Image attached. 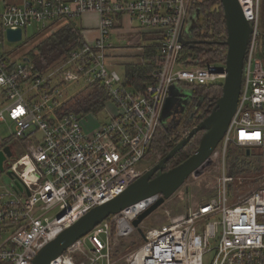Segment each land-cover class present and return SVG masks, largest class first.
I'll return each instance as SVG.
<instances>
[{
    "label": "built area",
    "instance_id": "built-area-1",
    "mask_svg": "<svg viewBox=\"0 0 264 264\" xmlns=\"http://www.w3.org/2000/svg\"><path fill=\"white\" fill-rule=\"evenodd\" d=\"M193 3L195 0H13L0 7V44L8 28H20L23 37L26 25L32 23L40 24L41 32L88 13L96 17L95 27L85 25L78 30L83 47L42 73L27 58L18 62L0 49V132L7 130L8 137L23 140L26 155L34 162L21 172L17 166L25 167L27 156L12 162L10 170L18 180L0 191V264H32L48 241L95 205L122 192L161 158L156 155L151 164L144 165L143 155L155 129L180 126L170 122L169 116L160 121L174 82L200 87L224 79V64L185 67L178 63L184 45L181 39H188L191 32L188 16ZM257 3L250 0L248 8L241 3L252 31L235 112L209 156L208 165L215 164L219 171L213 196L192 201L176 216L165 208L168 221L148 227L143 220L137 225L141 234L132 221L160 194L144 197L100 222L49 264H264V154L263 168L257 174L234 178L225 169L230 144L248 149L249 154L264 149V58L257 41ZM51 28L50 32L56 29ZM120 33L156 37L157 65L141 88L126 83L124 65L134 61L124 51L117 52L139 45H113L111 34ZM118 65L123 66L122 73L116 70ZM96 82L107 94L99 112L101 121L99 113L64 112L70 97ZM72 84L79 88L65 95ZM4 139L0 136L5 145ZM206 166L192 172L161 206L171 198L183 199L184 186ZM247 180L252 186L243 192ZM229 182L239 185L234 187L231 201L227 199ZM140 235L141 243L122 252L128 241L136 243Z\"/></svg>",
    "mask_w": 264,
    "mask_h": 264
},
{
    "label": "water",
    "instance_id": "water-1",
    "mask_svg": "<svg viewBox=\"0 0 264 264\" xmlns=\"http://www.w3.org/2000/svg\"><path fill=\"white\" fill-rule=\"evenodd\" d=\"M220 3L223 10L222 14H224V28H226V37L219 42L226 46V55H224L225 77L222 82L221 95L217 97L209 110L200 115L201 120L192 126L164 157H161L155 164L146 169L122 192L99 205H95L74 223L64 228L55 238L39 249L32 260V264H49L54 258L63 253L68 246L86 236L96 225L109 216L120 212L144 197L160 194L157 201L132 221V226L137 227L142 234L137 225L161 206L166 199L172 197V194L182 186L192 172L209 164V156L222 139L228 127L227 124H229L237 106L246 48L252 31L239 0H220ZM21 37L20 28H8L6 30V38L9 41H20ZM181 42L188 44L192 43L193 40L181 39ZM180 96L181 94L171 86L160 113L161 122L165 121L176 104H180V101H178ZM192 116H194V113ZM179 122L180 119L176 121L175 125H178ZM198 131H204V133L199 139L196 150L178 165L162 171L164 164L185 146ZM248 154L249 150L246 149V155ZM0 157L13 158L9 145H4L1 148Z\"/></svg>",
    "mask_w": 264,
    "mask_h": 264
},
{
    "label": "trees",
    "instance_id": "trees-1",
    "mask_svg": "<svg viewBox=\"0 0 264 264\" xmlns=\"http://www.w3.org/2000/svg\"><path fill=\"white\" fill-rule=\"evenodd\" d=\"M192 9L198 13V22L190 32L188 40L199 41L184 44L178 63L185 67L195 65H206L209 63H225L226 46L220 44L226 37V28L224 21V14L220 0H195ZM258 26H259V55L264 58V0H258ZM56 23V22H55ZM59 27L54 31L45 35L32 48L27 50V55L32 63L34 70L37 72H44L47 69L54 67L61 61L65 60L71 51L81 49L83 43L79 37V26L74 20L68 19L57 22ZM43 31V30H42ZM41 31V32H42ZM38 32L35 36L39 35ZM130 39V44H137L138 40L143 46L142 58L139 62L129 63L124 65V76L126 83L141 88L150 79L151 73L157 65V49L158 43L155 41L156 37L150 35H143ZM211 41V42H208ZM27 59V60H29ZM199 95L204 100L215 101L221 95L222 83H209L201 85ZM107 100V94L104 88L98 82L86 86L70 97L64 105V112H72L79 115L87 113L98 114L103 108L104 101ZM195 115L188 120H180L179 124L192 125L197 124L201 117ZM193 122V123H191ZM176 130L167 129L166 127H158L146 147L144 156L145 160L155 159L156 155L164 157L173 146L181 139L173 133ZM204 131L196 132L190 140L183 146L172 158H170L163 166L162 171L171 169L178 165L186 158H188L198 147L199 139ZM4 143H0V148ZM242 150V153L239 150ZM227 151H236L241 155L246 154V151L241 147L230 144ZM232 170L228 175L233 176ZM241 175L236 174V177ZM243 187V186H242ZM241 187V188H242Z\"/></svg>",
    "mask_w": 264,
    "mask_h": 264
},
{
    "label": "rangeland",
    "instance_id": "rangeland-1",
    "mask_svg": "<svg viewBox=\"0 0 264 264\" xmlns=\"http://www.w3.org/2000/svg\"><path fill=\"white\" fill-rule=\"evenodd\" d=\"M256 0H254V3ZM197 16V12L193 11L188 16V20L192 22ZM75 23L78 26H81L80 18L73 19ZM55 26V28L59 27L58 24L51 25L49 28L43 30L39 35L35 36L38 32H40V24L38 23H32L30 25H26V28L24 29L23 37L20 41L12 42L7 40L6 35H4L2 39V44H0V49L2 48L6 52H10L11 56H13V59H16L18 62L24 61L25 53L27 50L32 48L38 41H40L45 35L50 33L52 30L51 27ZM132 37L131 33H120V34H111L109 41L117 46H124L128 42H130ZM141 41H143V38L141 36ZM27 59H29L27 55ZM30 61V59H29ZM31 62V61H30ZM217 66H222L223 64L220 63H213ZM116 70L119 73H122L123 66H116ZM223 80H220L215 83H222ZM172 86L177 90L178 93L181 94L179 97V101H181V106L178 110V113L181 115V119L185 120L188 117V114L191 112H195V118L199 117L201 114V98L195 96L193 94L194 92V86L191 85H185L182 82H174ZM79 88V84H72L69 85L66 90L64 91L65 95L73 93ZM76 89V90H75ZM97 118L99 121L103 119V114L99 113L97 115ZM193 123V122H191ZM194 124L192 125H182L180 124L179 128L176 129V131L173 133V136L176 135L179 138H181L186 130L190 129ZM8 131L0 132V136L5 138V145H9L10 150L12 152L13 158L9 157H0V191H4L6 188L12 187V183L16 182L17 177H15V173H13L10 170V165L12 162H15L17 159H19L21 156L26 155V143H24L21 139H14L8 137ZM1 151V149H0ZM240 153H242V150H239ZM239 152L236 151H227L225 155V169L226 174L230 173V169L232 170L233 177H236V174L241 176L245 175H252L257 174L260 172L263 168L262 164V156L264 154V149L262 150H252L250 154L241 155ZM25 158V167L22 165L17 166L18 171H26L31 165L34 164L33 160L30 159L28 155ZM156 158V157H155ZM154 159L152 160H145V167L151 164ZM21 164V162H19ZM218 168L215 164L207 165L200 176L196 178H191L188 183L184 186L182 193H183V199H176L171 198L164 206H159L156 210H154L152 213H150L145 219H144V225L148 227H158L161 224H164L168 221L169 216L165 214L163 211L165 208L168 209L170 216H176L178 214L183 213L187 206L192 201H198L203 202L206 200H209L213 194H214V186L216 184V177L218 175ZM238 182H236L234 185L232 182H229L227 184V199L228 201L233 200V190L234 187H237ZM252 186V182L247 180L243 187L241 188L242 191L248 190ZM141 236V235H140ZM135 238V237H134ZM143 241V237H139L138 241L136 243H130V241L126 244V250L125 248L122 249V252H126L127 250H131L134 247H136L139 243ZM206 260L210 259V256L206 255ZM75 260H79V256L75 255ZM206 262V261H205Z\"/></svg>",
    "mask_w": 264,
    "mask_h": 264
},
{
    "label": "crops",
    "instance_id": "crops-1",
    "mask_svg": "<svg viewBox=\"0 0 264 264\" xmlns=\"http://www.w3.org/2000/svg\"><path fill=\"white\" fill-rule=\"evenodd\" d=\"M5 1H13V0H0V7L3 6L4 2ZM96 17L95 15L91 14V13H88V14H85L82 18H80V23H81V26H91V27H95V24H96ZM192 25V24H191ZM190 25V22L188 23V26L189 28L191 27ZM79 26V27H81ZM91 33V32H89ZM141 44V41L139 42L138 40V44L139 45L138 47H128V48H118L117 49V52H125V54L131 56L130 58L132 59V61H134V63L136 62H139L142 58V50H143V47L140 45ZM141 46V47H140ZM126 55V56H127ZM118 66H121V65H118ZM123 71V69H122Z\"/></svg>",
    "mask_w": 264,
    "mask_h": 264
},
{
    "label": "flooded vegetation",
    "instance_id": "flooded-vegetation-1",
    "mask_svg": "<svg viewBox=\"0 0 264 264\" xmlns=\"http://www.w3.org/2000/svg\"><path fill=\"white\" fill-rule=\"evenodd\" d=\"M193 11H196V10H193ZM197 12V11H196ZM190 22V21H189ZM197 22H198V13H197V16H196V18L192 21V22H190V25H191V30L193 29V27H195L196 25H197ZM190 34V33H189ZM190 36V35H189ZM200 89V87H194V92H193V94H195V96H197V97H199V98H201V106H202V108H201V114H203V113H205L207 110H209L210 108H211V106L213 105V101H211V100H204V98L202 97V96H200L199 95V90ZM179 101V100H178ZM180 106H181V101H180V104L179 105H175L173 108H172V110H171V112H170V114H169V121L170 122H176V121H178L179 119L181 120V115L178 113V110H179V108H180ZM192 114H193V112H191V113H189L188 114V120L190 119V118H192L193 116H192ZM200 114V115H201ZM194 115H195V112H194ZM186 118V119H187ZM185 121V120H184Z\"/></svg>",
    "mask_w": 264,
    "mask_h": 264
},
{
    "label": "bare ground",
    "instance_id": "bare-ground-1",
    "mask_svg": "<svg viewBox=\"0 0 264 264\" xmlns=\"http://www.w3.org/2000/svg\"><path fill=\"white\" fill-rule=\"evenodd\" d=\"M250 2V0H241V3L247 7L248 6V3ZM248 8V7H247Z\"/></svg>",
    "mask_w": 264,
    "mask_h": 264
}]
</instances>
